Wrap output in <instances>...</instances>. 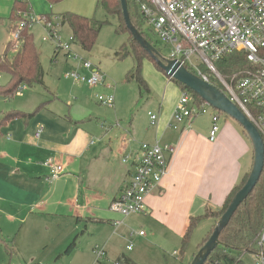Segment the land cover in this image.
I'll list each match as a JSON object with an SVG mask.
<instances>
[{
  "label": "crops",
  "instance_id": "crops-1",
  "mask_svg": "<svg viewBox=\"0 0 264 264\" xmlns=\"http://www.w3.org/2000/svg\"><path fill=\"white\" fill-rule=\"evenodd\" d=\"M14 1L0 0V18L8 19ZM24 1L28 8L30 4L31 8L34 7V0ZM97 1L64 0L55 6L59 13L52 14V17L59 19L60 14L72 12L92 18ZM49 10L35 13L45 14L50 12ZM163 75L154 76L158 82L163 83V87L159 86L156 90L161 93V103L146 114L147 117L148 113L156 115L157 122L151 126L149 117L146 118L149 126L144 130L142 139H135L139 132L131 126L124 128L117 124L115 127L100 125L99 129L104 134V137L99 139L101 143L95 146V143L90 142L87 148L72 147L76 150L74 154H78L73 159L69 157L70 155L62 153L63 149L57 147L58 145L50 138L41 140L42 135L36 138V130L33 135L36 144L34 148L26 144L27 130L14 131V134L20 137L13 142L9 143L10 137H7V144L2 148L0 155L6 154L5 149L9 153L17 152L19 155L25 149L47 152L50 156L48 160L53 159V162L62 165L63 168H69L75 174L73 179H70L62 173L57 180L50 181L47 179L48 169L34 161L22 162L20 169L13 167L0 169V213L9 215L12 222L17 221L12 212V208L15 207L23 209L21 214L25 220L54 215L47 210L50 209V202L54 200L55 193L68 183L74 187V201L72 199L68 201L71 206L68 212L58 211L55 215L68 218L75 232L85 223L82 234L89 235V243L95 244L88 249H81L76 247L73 241L65 247L70 240V237L66 236L64 241L55 247L56 252L49 254L50 259L46 264H51L50 261L56 254L58 257L53 264H71L77 251L83 254L79 264H93L95 246L104 248L108 264L122 256L136 264H162L159 254L165 255L169 252L164 250L168 247L180 250L179 253L178 250H173L171 256L165 255L164 264H190L214 226L215 219L212 217L202 219L194 228L186 249L181 250L182 239L190 220L204 216L206 211L211 213L219 211L227 196L249 174L253 163L252 145L242 127L230 117L218 112L219 132L215 142L208 140L211 127L209 114L197 116L190 121L177 124L176 128L173 127L172 115L182 89ZM83 85L75 82L71 86V92L80 97L82 92L87 90L86 86L83 89ZM28 123L29 121L25 127ZM102 129L106 130L104 131L106 133ZM140 143L169 145L174 148V153L159 188L146 198V212L124 218L111 212L109 205L124 190L133 171L130 164L122 163V158L137 154ZM44 170L47 175L41 180L37 175L39 171ZM34 179L37 181H33ZM47 181L52 184L49 185ZM5 198H8L6 202ZM55 205L58 209L65 206L60 201ZM34 210H37L38 214L35 215ZM114 222H119V226H114ZM138 226L140 230L145 228L148 235H139V231L136 232ZM199 231L202 234L200 241L192 242ZM128 240H139L140 248L133 250L131 243L123 246V242ZM130 245L131 248L127 249ZM154 247L158 250H151ZM251 257L253 262L254 258ZM39 262L38 264H41V261Z\"/></svg>",
  "mask_w": 264,
  "mask_h": 264
},
{
  "label": "rangeland",
  "instance_id": "rangeland-1",
  "mask_svg": "<svg viewBox=\"0 0 264 264\" xmlns=\"http://www.w3.org/2000/svg\"><path fill=\"white\" fill-rule=\"evenodd\" d=\"M57 5L49 6L46 0H34V7L31 8L30 4L27 12L20 14L30 13L34 18L49 17L53 19L57 17H52V14L59 13L55 8ZM131 9L135 15H139L133 3H131ZM46 10L50 12L45 14L35 13L36 11ZM93 17L98 20L108 19L111 24L104 25L101 28L96 43L89 53L82 51L78 46L70 43L71 32L68 27L61 26L56 21L54 22L59 24L60 43L62 45L69 44L71 57L76 54L81 59L91 62L104 74L105 85L90 87L93 90L83 85V89L87 87V90H83L84 92H82L80 97L73 94L71 86L75 84V81L66 78L65 74L77 69V62L72 58H68L65 52H59L55 57V44L51 41L42 40L45 37L43 25L34 22L30 26L29 32L33 36V43L39 54V61L44 74L43 85L24 86L10 97L0 95V122H2L0 127V153L4 145L7 144L6 139L8 136L10 137L9 143L19 139L20 136L14 134V131L18 129L28 131L26 144L34 148L36 147L33 141L34 132L39 128H43L40 139L50 138L55 145H58L57 147L60 146L63 149L62 153L70 155L69 157L73 159L78 154H74L76 150H73L72 147L87 148L90 142L95 143V146L101 143L99 139L103 138L104 134L99 129L100 125H112L115 127L117 124L124 128L131 126L132 129L139 132L135 139L143 138V132L149 126V121L148 119L146 120L148 118L147 112L152 110L155 105L158 106L161 103V93L159 94L156 90L159 86L162 88L163 83L158 82L154 76H157V74L162 76L164 73L158 70L150 61L144 60L141 67V77L147 88L143 89L139 87L133 78L128 79V74L135 66L134 60L131 57L121 59L116 56L121 47L127 45V34L117 33L115 23L110 18L105 17V14L100 9L95 11ZM140 23L142 24V21ZM142 31L152 43L151 45L159 52L160 56L167 58L170 55L171 47L158 41L150 29L143 24ZM10 39L11 30L9 21L8 19L0 18V55L3 54L5 45ZM16 43L15 48L19 45V42ZM12 55L13 52L10 51L8 58L10 59ZM192 61L197 65V61L194 58ZM199 69L203 71L205 67L199 66ZM206 74L210 78L212 77L210 73ZM8 81L9 76L5 73H0V87L6 86ZM108 85L111 86V89L106 88ZM109 94L114 95V109L103 106L96 99L100 95L105 96ZM19 112L25 114L35 113L31 117L7 119L4 121L8 114ZM27 121L29 123L25 127ZM94 147H91V149ZM5 151L6 154L4 156L0 155V169H6V167L20 169L22 162L30 163L32 161L38 163L39 166H43L44 160L46 161L50 157L47 152L40 153L31 149H25L20 155L17 152L13 154L9 153L6 149ZM17 161L18 165L16 166ZM63 169V174L73 179L75 176L74 172L69 170V168ZM46 175L47 172L45 170L43 172L39 171L37 177L44 180ZM33 181H37V179ZM48 184L52 183L48 182ZM73 191V185L68 183L55 193L54 200L50 202V209L47 210L48 213L54 215H49L48 217L25 220L24 218L22 219L23 215L21 214L23 209L15 207L12 208V212L17 221L12 222L9 215L0 213V264H38L40 263L39 261H41V264H46L50 259L49 254L56 252L54 250L55 247L59 243H62L66 236L70 237V240L65 247L73 241H75V246L81 249L92 247L95 243H89V235L83 236L82 234L85 223H83L84 225H82L80 230L75 232L68 218L55 215L58 211H62V213L68 212V209L71 207L68 201L70 199L74 201ZM7 200L8 198H5V202ZM57 201L64 203L65 206L58 209L55 205ZM34 214H38V211L34 210ZM31 220L33 223H31ZM138 231L148 235L145 228H141L140 230L138 226L136 232ZM201 235L199 231L191 241H200ZM130 243L133 244V250L140 248L138 247L139 240L124 241L122 245L125 246ZM151 250L158 249L154 247ZM164 250H169V252H166L167 254L165 253L168 257L171 256L173 250H178L179 253L180 249L168 247ZM84 251L89 252V250ZM165 255L159 254L162 264H164L163 257ZM82 256L83 254L77 251L71 264H79ZM57 257L58 254L54 256L50 263L53 264ZM241 260L242 264H252L250 254L243 255Z\"/></svg>",
  "mask_w": 264,
  "mask_h": 264
},
{
  "label": "built area",
  "instance_id": "built-area-1",
  "mask_svg": "<svg viewBox=\"0 0 264 264\" xmlns=\"http://www.w3.org/2000/svg\"><path fill=\"white\" fill-rule=\"evenodd\" d=\"M138 11L143 24L157 40L171 47L167 58L177 59L188 71L210 83V77L199 69V66L205 67L222 85L226 97L254 126L264 143V57L260 55L264 48V0H147L139 4ZM54 21L59 23L57 18L46 20L34 18L30 13L23 14L17 29L11 31V40L17 42L21 29H29L38 22L43 25L45 34L42 40L55 44L56 55L65 52L68 58L77 62L78 68L67 72L66 78L88 87L104 86L102 72L76 54L71 57L69 44L60 43V23ZM69 41L73 44L72 37ZM236 52H242L253 69L234 74L227 82L215 70L214 64ZM106 88L111 89V86ZM96 99L103 106L114 108L113 94L100 95ZM205 114L211 116L208 140L215 142L219 132L218 112L205 102L195 103L189 93L182 91L172 115L173 127ZM148 117L150 125H155L157 116L148 113ZM42 131L43 128L37 129L35 137L39 138ZM173 153L174 148L169 145L140 143L137 154L123 157L122 163L130 164L133 171L124 190L111 201L109 210L124 218L145 213L146 198L159 188ZM43 166L49 171L47 179L50 181L57 180L63 173L62 165L51 160L45 161ZM119 224L114 222L113 225ZM138 234L143 235L142 232ZM130 248L131 245L127 247ZM93 253V264H108L103 247L95 246ZM253 258L252 264H264V222Z\"/></svg>",
  "mask_w": 264,
  "mask_h": 264
},
{
  "label": "trees",
  "instance_id": "trees-1",
  "mask_svg": "<svg viewBox=\"0 0 264 264\" xmlns=\"http://www.w3.org/2000/svg\"><path fill=\"white\" fill-rule=\"evenodd\" d=\"M49 5L53 6L61 3L64 0H46ZM127 9L132 25L140 32V34L150 44H152L147 36L142 31L143 21L140 14L135 15L131 9V3L138 11L139 4L146 3L147 0H126ZM28 5L24 0H15L8 17L10 23L9 27L11 31L17 29V24L21 20V14L27 12ZM101 10L105 17L110 18L116 27V32L119 34H127V45L121 47L116 56L118 58L131 57L134 60L135 66L133 70L128 74V79H134L139 87L146 89L144 80L141 77V67L144 60L150 61L158 70H163L157 65L151 56L145 52L132 38L128 32L122 12L120 0H98L96 4V11ZM139 13V11H138ZM46 20L51 18L45 17ZM142 21V24L140 21ZM59 23L61 26H66L71 32L73 44L78 46L84 52H91L93 49L98 34L104 25H110L111 22L108 19L98 20L95 17L87 18L72 12H65L59 15ZM144 25V24H143ZM18 47L15 48L16 42L11 39L6 43L5 50L0 55V73H5L9 76V81L6 86L0 87V95L3 97H10L21 87H31L33 85H43V71L39 61V54L33 43V36L29 32L27 27H24L19 31ZM12 51L13 55L8 58L9 52ZM56 57V52L54 50ZM160 55V54H159ZM260 55L264 57V48L261 50ZM162 60V56L159 57ZM215 70L228 82L234 74H242L253 68L247 63L245 55L242 52H236L232 55L224 56L218 62L214 64ZM191 72V71H190ZM203 72L209 73L205 68ZM192 73V72H191ZM213 77V75H211ZM210 78L211 85L216 87L219 91L224 92V88L218 82L216 78ZM170 79V78H169ZM177 84L182 91L189 93L194 102L199 104L203 102L196 94L190 91L185 86L170 79ZM35 112L31 114L25 113H13L8 114L4 119H15L31 117ZM2 122H0L1 127ZM246 175L241 182L232 190L227 196L223 206L216 213L206 211L205 215L199 218L191 219L186 233L182 239L181 250H185L194 228L198 223L207 217L215 219V224L210 230L209 234L203 240L201 246L207 241L209 236L214 230V227L225 212L228 205L231 203L234 195L242 188L247 180ZM264 222V166L260 178L253 188L252 192L246 198V200L238 207L234 215L232 216L229 224L221 231L219 235V244L211 252L204 264H242L241 257L246 254L253 256L256 249L257 237L259 231L262 228ZM72 244H70L71 247ZM116 262L118 264H136L130 259L122 256Z\"/></svg>",
  "mask_w": 264,
  "mask_h": 264
},
{
  "label": "water",
  "instance_id": "water-1",
  "mask_svg": "<svg viewBox=\"0 0 264 264\" xmlns=\"http://www.w3.org/2000/svg\"><path fill=\"white\" fill-rule=\"evenodd\" d=\"M120 5L125 26L133 40L153 58L164 74L188 88L216 112L224 114L237 122L244 130L252 145L253 163L245 184L234 195L231 203L217 221L213 232L190 262V264H204L211 252L218 246L221 231L229 224L238 207L246 200L260 178L264 166V143L250 121L223 92L188 71L177 59L162 57V60H160V55L156 48L144 39L140 32L132 25L127 9V1L120 0Z\"/></svg>",
  "mask_w": 264,
  "mask_h": 264
}]
</instances>
